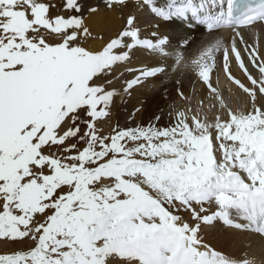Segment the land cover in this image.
Segmentation results:
<instances>
[{
  "label": "snow or ice",
  "instance_id": "6c2138e0",
  "mask_svg": "<svg viewBox=\"0 0 264 264\" xmlns=\"http://www.w3.org/2000/svg\"><path fill=\"white\" fill-rule=\"evenodd\" d=\"M140 3L165 20L233 30L191 62L215 101L210 109L224 115L180 109L166 126L156 115L101 134L97 122L118 92L97 81L137 47L168 55L167 39L141 38L129 15L124 30L90 50L80 43L89 35L80 16L50 17L51 5L39 0H0V239L30 242L0 254V264H253L217 250L202 232L220 221L264 239V57L240 31L264 26V0L255 7L210 0L211 11L206 0H173L167 10ZM80 7L66 0V9ZM218 68L250 100L248 110L228 105L211 79ZM164 70H141L122 91Z\"/></svg>",
  "mask_w": 264,
  "mask_h": 264
},
{
  "label": "bare ground",
  "instance_id": "6f19581e",
  "mask_svg": "<svg viewBox=\"0 0 264 264\" xmlns=\"http://www.w3.org/2000/svg\"><path fill=\"white\" fill-rule=\"evenodd\" d=\"M173 0H155L157 5L162 3L165 10ZM181 2L182 0H174ZM206 2H208L206 0ZM66 3V0H65ZM111 0H81L79 12L72 11L70 16L78 15L82 18L83 24L89 29V35L83 38L80 43L87 49L100 50L107 42L115 38L119 32L124 30L129 15L135 16V25L139 29L141 38L153 41L166 38L164 46L168 55H162L151 50L137 47L131 52L130 59L123 64L114 66V72L105 77L115 76L107 88L116 89L119 100L123 96L122 89L125 81L134 79L141 70H149L156 66H162L165 70L152 77L143 78L142 81L126 92L122 99V113L131 127L138 124L146 125L156 115L161 117L160 125L166 126L174 122V115L177 110L191 108L193 112L201 108L210 118L220 111L217 105L210 109L209 105L215 103L209 98L207 91L198 79L196 72L191 67V62L199 53L216 39H223L227 43L233 33H206L202 27L195 22L174 19L163 21L155 18L147 6L141 7L140 0H125L123 5L109 6ZM209 3V2H208ZM211 9V8H210ZM69 16V17H70ZM258 32L242 33L245 40L256 46L259 53L264 57V30L254 27ZM262 32V33H261ZM250 33V34H249ZM128 42V38H125ZM181 41H186V47H180ZM55 42V40H53ZM245 62L248 63L247 52L244 45H239ZM183 56L180 64L176 63V53ZM249 65L253 75L257 70ZM232 73L246 84L248 81L235 63L231 64ZM128 69H132L131 72ZM215 76L217 80H215ZM104 77V78H105ZM225 77L222 68H218L212 74V81L219 82L224 99L233 109L250 108L251 102L248 98ZM183 92V98L179 94ZM201 102L202 105H201ZM264 103V101H261ZM115 103L112 102L111 106ZM119 105V104H118ZM117 107V104L115 108ZM191 114V113H190ZM223 116L224 112L220 111ZM128 126V125H127ZM129 127V126H128ZM185 220L189 219V213L181 210L178 213ZM205 241L210 242L217 250L236 260H250L253 264H264V239L248 232L229 228L223 222L216 221L214 226H205L202 232Z\"/></svg>",
  "mask_w": 264,
  "mask_h": 264
},
{
  "label": "rangeland",
  "instance_id": "374dc122",
  "mask_svg": "<svg viewBox=\"0 0 264 264\" xmlns=\"http://www.w3.org/2000/svg\"><path fill=\"white\" fill-rule=\"evenodd\" d=\"M39 2H43L46 4L51 5L50 9H49V13L48 15L50 17H55L57 15L62 16L64 18H68L70 16V13L72 11L75 10H69L65 8V0H39ZM78 3L81 6V0H78ZM102 76L100 78V80L97 81V83H104L105 81H114L115 80V76H111V77H105ZM107 86V84H106ZM126 92L123 93V96L121 97V99L119 100V97H115L113 98L112 102L115 103L114 106L112 105V102L110 104L109 107V111H110V115L107 118H101L98 122H97V128L100 130L101 134L103 135H108L111 132V129H113L114 127H116L117 125H119V127L121 128H125V127H131L128 123L126 125V120L124 118V114L122 113V108H121V102L122 99L125 97ZM117 104V107L115 108ZM119 104V105H118ZM81 115L83 116V113H81ZM81 131H83V126L81 128ZM72 141H69V143H71ZM83 144H79L78 147H83ZM51 151L55 152L57 155H61L63 154L61 151H59L58 149H56L55 147L53 149H51ZM30 247V242L29 241H25L24 243H18V242H11V241H7V240H3L0 239V254H9V253H13L17 250H27V248Z\"/></svg>",
  "mask_w": 264,
  "mask_h": 264
}]
</instances>
